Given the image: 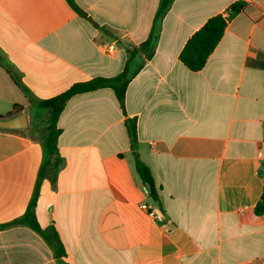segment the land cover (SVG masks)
Here are the masks:
<instances>
[{"label": "crops", "instance_id": "1", "mask_svg": "<svg viewBox=\"0 0 264 264\" xmlns=\"http://www.w3.org/2000/svg\"><path fill=\"white\" fill-rule=\"evenodd\" d=\"M0 0V119L78 83H129L74 96L59 120L63 159L34 208L68 264H264V0ZM244 2L198 72L180 61L211 18ZM114 45L108 53L106 47ZM136 124L137 145L130 138ZM32 130V129H31ZM0 129V264H59L22 219L45 130ZM260 152L262 155H260ZM153 174L159 212L136 169ZM149 203L157 218L142 205Z\"/></svg>", "mask_w": 264, "mask_h": 264}, {"label": "trees", "instance_id": "2", "mask_svg": "<svg viewBox=\"0 0 264 264\" xmlns=\"http://www.w3.org/2000/svg\"><path fill=\"white\" fill-rule=\"evenodd\" d=\"M70 7L80 13L83 12L75 4L73 0H66ZM245 7L244 2H237L228 9V15H218L211 18L198 32H196L186 43L180 53V61L192 72H198L204 68L209 57L212 55L217 45L224 36V32L228 22L237 16ZM129 79L125 73L115 78H96L91 81L75 84L69 90L54 98L42 100L38 102L37 107L42 109L47 114L46 134L44 136L45 157L40 169L38 182L36 185L34 197L30 203L26 215L13 223L29 226L37 232L44 241L53 250L54 256L59 264H68L65 262L66 248L61 239L60 233L55 225L43 229L35 220L34 208L40 196V189L45 179L56 184L59 172L61 170L63 159L58 149V138L61 130L58 128V120L67 105V103L77 95L94 92L100 89L109 88L114 91L119 103L124 106L126 89ZM23 108L15 106L14 112L7 115L5 118H10L21 114ZM130 138L132 146L137 145L136 124L130 126ZM136 169L145 187L150 189L154 194V201H159V195L156 192V185L151 169L136 156ZM255 213L258 216L264 215V195L258 203Z\"/></svg>", "mask_w": 264, "mask_h": 264}, {"label": "water", "instance_id": "3", "mask_svg": "<svg viewBox=\"0 0 264 264\" xmlns=\"http://www.w3.org/2000/svg\"><path fill=\"white\" fill-rule=\"evenodd\" d=\"M0 129L27 132L29 130V121L27 113L22 112L21 114L7 119H0ZM147 191L149 192L151 201H154V194L150 192L149 188H147ZM153 206L156 207L159 212L160 204L158 202H154Z\"/></svg>", "mask_w": 264, "mask_h": 264}, {"label": "rangeland", "instance_id": "4", "mask_svg": "<svg viewBox=\"0 0 264 264\" xmlns=\"http://www.w3.org/2000/svg\"><path fill=\"white\" fill-rule=\"evenodd\" d=\"M47 120V114L44 110L39 109V113L33 117L32 123L30 125V129L32 132H40L42 133L45 130Z\"/></svg>", "mask_w": 264, "mask_h": 264}, {"label": "built area", "instance_id": "5", "mask_svg": "<svg viewBox=\"0 0 264 264\" xmlns=\"http://www.w3.org/2000/svg\"><path fill=\"white\" fill-rule=\"evenodd\" d=\"M106 51L108 53H113L115 51V47L114 45H109L106 47ZM260 155H262V153L260 152ZM143 210H145L146 212H148V215L153 217V218H157V213L155 211V209L149 204V203H145L142 205Z\"/></svg>", "mask_w": 264, "mask_h": 264}]
</instances>
